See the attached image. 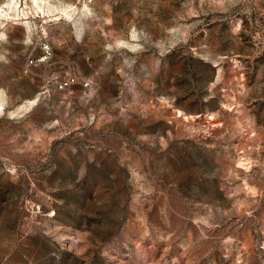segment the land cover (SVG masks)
I'll use <instances>...</instances> for the list:
<instances>
[{"label": "rangeland", "instance_id": "rangeland-1", "mask_svg": "<svg viewBox=\"0 0 264 264\" xmlns=\"http://www.w3.org/2000/svg\"><path fill=\"white\" fill-rule=\"evenodd\" d=\"M40 1L0 20V264H264V0Z\"/></svg>", "mask_w": 264, "mask_h": 264}, {"label": "bare ground", "instance_id": "bare-ground-1", "mask_svg": "<svg viewBox=\"0 0 264 264\" xmlns=\"http://www.w3.org/2000/svg\"><path fill=\"white\" fill-rule=\"evenodd\" d=\"M20 0H5L2 3H0V20L2 22L3 19H7V17L12 16L13 14H16L18 11V5H19ZM35 4L38 6L42 7V3L40 0H34ZM27 3V2H26ZM64 13L66 15H70V10L69 9H64ZM14 16V15H13ZM26 19V18H25ZM29 22V20H28ZM33 101V100H32ZM1 108H4L3 102L0 103ZM4 111V109H3ZM55 212H53L50 215H53ZM29 228L30 230H33V225L29 223Z\"/></svg>", "mask_w": 264, "mask_h": 264}, {"label": "built area", "instance_id": "built-area-1", "mask_svg": "<svg viewBox=\"0 0 264 264\" xmlns=\"http://www.w3.org/2000/svg\"><path fill=\"white\" fill-rule=\"evenodd\" d=\"M48 44L47 45H45V48H48ZM66 83H68V81H66ZM90 83V81H88V83L87 84H89Z\"/></svg>", "mask_w": 264, "mask_h": 264}]
</instances>
